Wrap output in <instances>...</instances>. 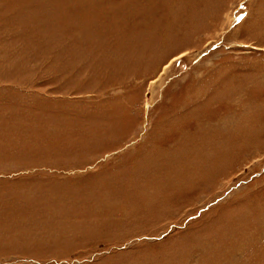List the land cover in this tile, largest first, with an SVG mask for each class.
I'll return each mask as SVG.
<instances>
[{"label": "rangeland", "instance_id": "obj_1", "mask_svg": "<svg viewBox=\"0 0 264 264\" xmlns=\"http://www.w3.org/2000/svg\"><path fill=\"white\" fill-rule=\"evenodd\" d=\"M0 264H264V0H0Z\"/></svg>", "mask_w": 264, "mask_h": 264}]
</instances>
